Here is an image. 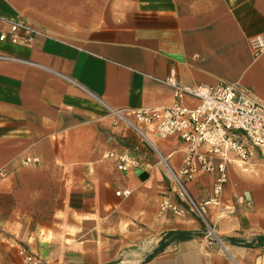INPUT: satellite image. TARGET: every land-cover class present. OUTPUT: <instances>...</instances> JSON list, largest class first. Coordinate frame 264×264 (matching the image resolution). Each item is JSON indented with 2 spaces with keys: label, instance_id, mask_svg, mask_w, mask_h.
<instances>
[{
  "label": "crops",
  "instance_id": "crops-1",
  "mask_svg": "<svg viewBox=\"0 0 264 264\" xmlns=\"http://www.w3.org/2000/svg\"><path fill=\"white\" fill-rule=\"evenodd\" d=\"M20 18L40 34L0 42L15 59L0 60V263L22 264L25 249L40 264H264V246L248 247L264 238L260 152L230 157L205 214L210 236L172 189L183 142L139 125L145 139L114 114L171 107L172 74L245 88L264 105V53L250 44L264 34V0H0V34ZM110 154L139 165L119 170ZM216 177L185 181L199 205ZM166 199L185 212H161ZM177 231L193 238L168 236Z\"/></svg>",
  "mask_w": 264,
  "mask_h": 264
},
{
  "label": "built area",
  "instance_id": "built-area-1",
  "mask_svg": "<svg viewBox=\"0 0 264 264\" xmlns=\"http://www.w3.org/2000/svg\"><path fill=\"white\" fill-rule=\"evenodd\" d=\"M38 34L39 30L30 27L25 19L20 18L10 22L8 31L0 34V42L30 46ZM250 44L255 56L264 53V34L252 38ZM0 60L15 59L0 54ZM174 76L172 74L168 79V83L174 88L175 102L171 107L132 110L127 114V118H133L134 123L119 111H114V114L145 139L148 138L139 125L152 126L159 138L177 137L183 142L184 166L178 172L169 167L173 181L172 189L187 208L202 219L214 234L205 214L208 209L218 207L220 204L228 181L227 164L230 157L234 155L238 160L246 162L256 149L264 159V105L252 98L245 88L226 83L215 86L180 85ZM188 99L196 103L189 105ZM110 157L117 160L119 170L139 165V162L128 154H110ZM36 161L29 158L26 163ZM200 171L217 172L211 195L202 205L193 199L185 184V181L194 180L195 174ZM6 177V172L0 171V181ZM131 193V190L125 189L116 195L128 198ZM166 210H171L177 215L185 212L182 206L168 199L160 206L161 212ZM22 258V264L41 263L39 257L25 249H22Z\"/></svg>",
  "mask_w": 264,
  "mask_h": 264
},
{
  "label": "trees",
  "instance_id": "trees-1",
  "mask_svg": "<svg viewBox=\"0 0 264 264\" xmlns=\"http://www.w3.org/2000/svg\"><path fill=\"white\" fill-rule=\"evenodd\" d=\"M168 236H173L174 239L176 240H180V241H187L193 238V235L187 232H183V231H177V232H173L168 234ZM252 246H257V247H262L264 246V238H259L258 239V243L254 244V242L250 243L248 245V247H252Z\"/></svg>",
  "mask_w": 264,
  "mask_h": 264
},
{
  "label": "rangeland",
  "instance_id": "rangeland-1",
  "mask_svg": "<svg viewBox=\"0 0 264 264\" xmlns=\"http://www.w3.org/2000/svg\"><path fill=\"white\" fill-rule=\"evenodd\" d=\"M205 227H207V231L209 234H211L210 236H215L212 232V230L209 228V226L207 224H204ZM213 229V228H212Z\"/></svg>",
  "mask_w": 264,
  "mask_h": 264
}]
</instances>
